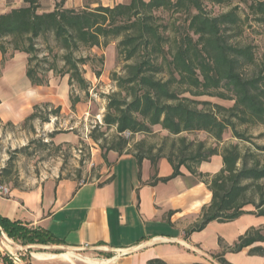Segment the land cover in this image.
<instances>
[{
    "label": "trees",
    "instance_id": "16d2710c",
    "mask_svg": "<svg viewBox=\"0 0 264 264\" xmlns=\"http://www.w3.org/2000/svg\"><path fill=\"white\" fill-rule=\"evenodd\" d=\"M38 1L23 0L20 7L0 13L2 59L9 50L11 55L15 51L25 53L26 79L35 86L46 85L48 79L39 76V62L46 59L38 60L37 41L43 38L47 43L51 37L53 46L47 43L46 47L62 53L54 56L45 70L55 72L58 57L63 64L55 73L67 75L69 86L76 84L86 92L89 81L80 66L88 56L76 53L116 40V55L124 62L123 74L112 76L117 89L108 95L102 121L115 128L118 140L107 150L128 152L123 132L146 133L156 125L174 136L206 132L216 142L222 140L226 129L233 137L248 141L237 126L263 125L264 56L257 58L255 47L239 39L251 23L264 24V0H128L112 7L99 4L83 9L65 8L63 0H57L55 8L47 12H39ZM205 1L227 9L211 15ZM157 11L184 18L166 22L156 16ZM204 95L231 100L233 105L195 98ZM78 101V96L72 97L71 105ZM198 104L209 106L199 108ZM37 117L34 111L25 120ZM253 146L254 150L242 152L234 143L219 150L204 141L180 137L179 145L174 148L172 144L167 155H153L151 150L145 153L141 147L133 151L138 163L148 158L153 166L166 157L173 172L163 180L180 174L179 168L185 166L211 191L210 202L202 208L198 222L186 230L188 235L212 220L228 222L242 214L264 217V155L259 158L264 154V144ZM216 154L223 162L218 172L197 171L201 163ZM248 206L253 209L246 210ZM0 226L24 244L52 239L47 231L29 229L1 217ZM254 242H264V225L251 226L230 246L220 240L223 251L215 256L217 264H230L224 252L236 253ZM249 252L261 255L263 249L257 245Z\"/></svg>",
    "mask_w": 264,
    "mask_h": 264
},
{
    "label": "crops",
    "instance_id": "0c3cea01",
    "mask_svg": "<svg viewBox=\"0 0 264 264\" xmlns=\"http://www.w3.org/2000/svg\"><path fill=\"white\" fill-rule=\"evenodd\" d=\"M56 1L39 0V12L53 10ZM127 2L63 0V6L83 9ZM22 4L23 0H0V13ZM114 49V45L108 44L102 52ZM25 56L15 51L10 59ZM22 71L25 75L24 66ZM2 72L5 73V68ZM104 73L105 70L98 76L89 74L85 79L101 82ZM24 79L34 97L40 98L35 103L67 105V77L56 80L50 76L45 86H35ZM108 159L111 171L103 182L77 185L71 180L48 181L30 191L11 189L0 195L1 218L29 229L47 231L54 241V244L22 245L10 240L14 246L8 245L11 251L8 255L13 251L27 255V260L20 259L17 264H217L215 256L222 253V244L230 246L251 226L264 225V217L242 214L233 221L212 220L203 229L186 235L211 200V191L199 177L181 166L180 174L163 180L173 172L163 156L156 166L148 158L138 163L134 151L119 154L111 150ZM222 166L221 155L216 154L201 163L197 171L214 174ZM251 209L252 206L246 207L248 211ZM0 231L5 235L1 226ZM5 239L9 240L6 235ZM257 245L262 247L263 254L249 252ZM62 252H71L73 256L62 257ZM1 256L0 264H8V259ZM223 256L230 264H264V242H254L236 253L226 251Z\"/></svg>",
    "mask_w": 264,
    "mask_h": 264
},
{
    "label": "rangeland",
    "instance_id": "374dc122",
    "mask_svg": "<svg viewBox=\"0 0 264 264\" xmlns=\"http://www.w3.org/2000/svg\"><path fill=\"white\" fill-rule=\"evenodd\" d=\"M204 7L211 15L227 9L210 1H205ZM156 16L166 22L184 18L183 15L177 14L170 16L163 11H157ZM239 40L243 44H252L257 58L261 59L264 56V24L251 23ZM47 43L43 38L37 41L38 60L46 59L39 62V76L48 79L49 83L50 76L57 80L67 75L60 76L55 73L63 64L58 57L55 62L57 63L55 72L45 70L48 63L55 59L54 56L62 53L58 49L46 47V44L49 47L53 46L51 37H48ZM115 43L116 40L109 44L115 47ZM105 48L106 46L91 47L76 53L77 56H88L85 64L80 66L83 77L105 70L104 78L101 82L95 83L86 78L89 81L86 92L80 90L76 84L68 85V102L65 107L62 105L55 107L45 101L35 103L40 98L34 97L32 88L25 82V75L22 73V67L24 66V70L27 67V55L23 58L24 61L22 58L11 60V50H9L4 59L1 58L0 186H5L9 192L11 189L30 191L48 181L58 183L60 180H71L79 185L90 181L100 183L106 180L112 166L108 159V153L111 150L106 148L117 142L118 135L114 127H108L103 123L102 117L106 112L108 95L117 89L112 76L115 73L123 74L124 62L117 57L116 47L114 51L107 50L104 54L102 50L105 51ZM2 68H5V73L2 72ZM75 96L79 97V101L71 105V99ZM195 98L199 101L220 103L226 107L233 105V101L219 97L204 95ZM208 106L198 104L199 108ZM34 111L38 117L25 120L28 114ZM45 117L46 121L43 120ZM237 129L244 132L248 141L233 137L229 129L224 131L222 140L216 142L206 132L190 131L174 136L159 125L152 126L150 132L130 134L125 131L121 135L128 140L126 145L128 152L141 147V151L148 153L151 150L153 155H167L172 150V144L174 148L179 145L180 137H185L187 141L201 140L208 146H217L219 150L225 145L237 143L242 152L254 150L253 144H264V123L248 127L238 125ZM139 143L141 144L138 145ZM262 155L264 154H259L261 160ZM3 231L9 240L7 241L0 231V253H3L0 255L14 264L13 258L8 255L11 252L8 245L14 246L10 240L16 244H26L16 234L12 236L11 231L6 229ZM32 243L46 245L54 244V241L48 238L44 242ZM14 252L12 255H18L21 262L27 260L25 258L27 255L18 254L20 251Z\"/></svg>",
    "mask_w": 264,
    "mask_h": 264
},
{
    "label": "built area",
    "instance_id": "2783aa9c",
    "mask_svg": "<svg viewBox=\"0 0 264 264\" xmlns=\"http://www.w3.org/2000/svg\"><path fill=\"white\" fill-rule=\"evenodd\" d=\"M8 192L9 191H8V189L5 186H3V185L0 186V195H3V194L5 195ZM10 255L13 258V263L14 264H17L20 261V257L18 255L17 256H14L12 254H10Z\"/></svg>",
    "mask_w": 264,
    "mask_h": 264
},
{
    "label": "bare ground",
    "instance_id": "6f19581e",
    "mask_svg": "<svg viewBox=\"0 0 264 264\" xmlns=\"http://www.w3.org/2000/svg\"><path fill=\"white\" fill-rule=\"evenodd\" d=\"M61 256L62 257H65V258H68V259H71V257L73 256V254L71 252H62L61 253Z\"/></svg>",
    "mask_w": 264,
    "mask_h": 264
}]
</instances>
